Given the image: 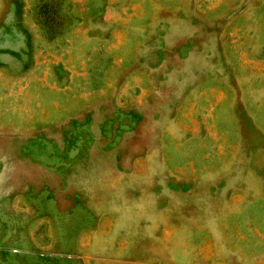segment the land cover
Instances as JSON below:
<instances>
[{"label": "rangeland", "instance_id": "rangeland-1", "mask_svg": "<svg viewBox=\"0 0 264 264\" xmlns=\"http://www.w3.org/2000/svg\"><path fill=\"white\" fill-rule=\"evenodd\" d=\"M0 264H264V0H0Z\"/></svg>", "mask_w": 264, "mask_h": 264}]
</instances>
